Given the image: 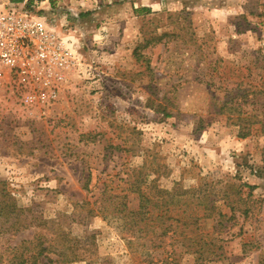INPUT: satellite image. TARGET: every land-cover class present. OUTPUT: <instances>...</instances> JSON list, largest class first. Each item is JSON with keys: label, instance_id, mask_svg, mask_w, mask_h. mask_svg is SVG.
I'll return each instance as SVG.
<instances>
[{"label": "rangeland", "instance_id": "374dc122", "mask_svg": "<svg viewBox=\"0 0 264 264\" xmlns=\"http://www.w3.org/2000/svg\"><path fill=\"white\" fill-rule=\"evenodd\" d=\"M11 2L45 16L74 59L48 103H26L9 75L0 79V264L164 258L137 227L101 212L126 193L136 205L129 185H150L156 197V188L202 186L207 201L236 208L222 229L223 255L207 264H264V130L255 124L240 136L210 98L222 83L247 82L262 92L247 108L264 118V0L0 7ZM73 247L79 257L70 260ZM173 248L178 264H194L193 254Z\"/></svg>", "mask_w": 264, "mask_h": 264}, {"label": "trees", "instance_id": "16d2710c", "mask_svg": "<svg viewBox=\"0 0 264 264\" xmlns=\"http://www.w3.org/2000/svg\"><path fill=\"white\" fill-rule=\"evenodd\" d=\"M216 63L218 67V61ZM242 84L244 86H241ZM262 84L264 86V81ZM251 87L244 81L231 88L222 83L210 96L214 113L225 115L228 121L238 125L239 135L242 137L252 134L255 124H260V129L264 130V118L254 113L256 108H247L251 102H259L262 95L261 91L252 90ZM202 122L203 119L200 118L197 125L199 128L203 127ZM138 182L139 179L136 180V183ZM85 187L88 191L91 190L89 185ZM150 187L129 185V193L136 194V205L132 206L127 201L126 193L120 197V201L105 205V200L102 205L104 209L101 211H111L119 219H123L125 227H137V231L143 234L142 238H146L154 247L164 248V258L158 259L150 254L146 257L145 264H178L179 255L173 248L174 245H179L184 253L193 254L194 264H207L223 255L222 229L228 227L229 220L234 216V205L227 202L226 206H229L231 213L224 212L217 205L207 201L208 190L201 195L202 186L183 188L182 185H176L171 189L156 188L157 197L150 194ZM106 189H103V193ZM242 212L245 213L246 210ZM157 239L160 240L159 243H156ZM71 254L73 257L68 255L70 260L79 257L74 247Z\"/></svg>", "mask_w": 264, "mask_h": 264}, {"label": "built area", "instance_id": "2783aa9c", "mask_svg": "<svg viewBox=\"0 0 264 264\" xmlns=\"http://www.w3.org/2000/svg\"><path fill=\"white\" fill-rule=\"evenodd\" d=\"M73 52L47 23L20 3L0 7V79L14 80L26 103H48L58 93L60 71Z\"/></svg>", "mask_w": 264, "mask_h": 264}]
</instances>
